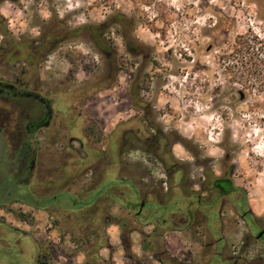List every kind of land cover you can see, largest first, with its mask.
<instances>
[{
  "label": "rangeland",
  "instance_id": "1",
  "mask_svg": "<svg viewBox=\"0 0 264 264\" xmlns=\"http://www.w3.org/2000/svg\"><path fill=\"white\" fill-rule=\"evenodd\" d=\"M1 13L15 24V33L30 31L31 35L39 32L34 21L53 27L62 21L74 29L101 25L118 14L127 20L111 22L106 28L105 38L110 42L106 53L101 54L90 43V34H82L54 53L42 75L47 91L72 93L79 102L76 113L84 115L89 128L97 126L96 134L47 133L49 142L42 146V161L52 165L54 178H60V172L55 174L54 169L65 167V163L66 178H70V166L75 165V178L57 188L45 189L39 180L30 185L26 174L18 180L13 176L15 169L20 170L14 160L11 169H15L0 185V203L20 199L33 202L31 188L38 195L55 193L60 200L68 196L62 192L81 193L86 185L93 184L91 177L96 178L102 170H88L95 161L87 156V171L79 176L83 149L102 139L103 143L96 146L114 144L117 153H121L123 132L114 129L119 123L128 122L130 129H140L142 135L154 126L160 127L169 135L173 153L180 160L203 156L219 163L228 155L235 162L237 185L246 189L254 214L264 220V73L242 68V59L234 53L238 36L250 33L264 39V0H16L4 3ZM33 15L39 18L34 20ZM122 27L130 28V36L149 47V60L143 63L149 88L143 96L152 106L139 114L131 106L129 91L142 58L126 50ZM3 29L6 31L5 24ZM110 69L115 71L112 78L108 77ZM106 82L103 90L96 88ZM73 140L76 142L70 143ZM45 141L46 134L42 133L38 143ZM136 150L121 157L125 166L122 173L129 177L141 172L154 179L165 175L156 160ZM6 170L7 165L0 162V171ZM50 195L45 204L54 198ZM10 206L12 212H1L0 217L27 234L21 238L23 249L17 256L18 247L13 242L18 234L5 229L9 238L6 242L11 244L7 243L6 248L0 245V264H40L45 255L57 264H87L82 250L90 248L72 239V234H82L84 225L63 211L67 208L64 201L59 213L20 203ZM109 211L111 217L119 219L123 208L115 204ZM16 214H24L25 222ZM113 221L106 227L112 247L99 252L101 258L108 260L105 264H158L150 258L152 251L145 248L149 244L145 236L152 231L150 223L123 244L119 221ZM187 230L166 235L170 254L188 259L201 252L212 253L195 244L193 233ZM201 230L197 228V237ZM240 237L241 234L234 238L239 241Z\"/></svg>",
  "mask_w": 264,
  "mask_h": 264
},
{
  "label": "flooded vegetation",
  "instance_id": "2",
  "mask_svg": "<svg viewBox=\"0 0 264 264\" xmlns=\"http://www.w3.org/2000/svg\"><path fill=\"white\" fill-rule=\"evenodd\" d=\"M8 1L14 3L16 0H0V162L7 165L6 171H0V185L7 180L10 170L15 169H11L15 160L20 168L13 171L17 180L26 174L30 185L39 180V184L48 189L46 181L55 179L57 186H64L68 184V179L75 178L76 167L71 164L70 178H66L68 164L65 163V167L54 169L55 174L60 172V178L52 177V165L41 158L42 146L49 142L47 133L88 131L89 124L82 113H76V103L79 102L72 97L73 94L47 91L42 75L47 64L52 63L50 59L54 53L82 34H90V43L101 54L106 53V46L110 44L105 38L107 30L96 34L89 28L82 31L68 28L62 21L54 27L34 21L33 25H38L39 29L36 35H31L30 31L15 33L12 29L15 24L1 13L3 4ZM38 18V15H33L34 20ZM122 28L126 50L136 58H142L129 91L131 106L139 114L147 112L152 106L143 96L149 88L148 74L143 66L149 60L146 51L149 47L134 40L129 34L130 28ZM108 73V77L112 78L115 71L110 69ZM107 84L101 83L96 88L103 90ZM79 119L83 122L79 123ZM127 123H119L114 129L123 132L124 148L120 149V158L135 148L136 151L142 150L148 158L156 160L163 167L165 175L154 179L141 172L129 177L122 174V179L130 182H126V185H131L128 191L127 188L119 191L124 201L118 224L122 243L126 244L130 235L150 223L152 231L145 236V240L153 248L150 258L158 264H264V220L254 214L246 189L237 185L235 162L228 155L219 163L203 156H188L180 160L173 153L174 146L169 135L160 127L154 126L142 135L140 129H130ZM42 133L46 134V141L40 145L38 138ZM183 147L188 151L185 143ZM91 181L94 182V177H91ZM127 195L136 197V208H128L130 201L125 197ZM19 203L29 206L15 200L0 203V210H8L10 205ZM197 228H202L199 237ZM5 229L14 232V228L0 217V245L4 248L10 242H6L9 238ZM185 229L193 233L191 237L195 244L212 253L201 252L188 259L170 254L164 242L165 233L183 232ZM239 234L241 237L238 241L234 237H239ZM24 236L18 233L13 242L18 247L17 256L23 249L21 238ZM124 251H127V247ZM96 256L91 251L86 263L89 264V259L93 260L90 264H105L108 261Z\"/></svg>",
  "mask_w": 264,
  "mask_h": 264
},
{
  "label": "trees",
  "instance_id": "3",
  "mask_svg": "<svg viewBox=\"0 0 264 264\" xmlns=\"http://www.w3.org/2000/svg\"><path fill=\"white\" fill-rule=\"evenodd\" d=\"M117 20H127V17L122 14L114 15L108 19V21L102 23L101 25H89L80 27L78 31H82L83 29H93L96 31V34H100L104 29L108 28L111 25V22ZM236 55L242 59V68L250 71H257L264 73V39H260L258 36H254L250 33L246 35H241L236 38L235 41V52ZM97 130V126L89 128V132L96 134L94 132ZM111 137V136H110ZM98 143L102 144V139H97ZM98 143L94 141V146H85L83 149V161H79V176L83 175L87 170V162L85 159L87 156L93 157L95 164L92 165L88 170H92L94 173L96 170L102 169L101 173L94 178L93 184L86 185L81 193L74 192H62L66 193L68 196L65 199H61L65 202L66 212H70L69 218H77V220L84 225L81 229L82 234H72V239L74 242H81V246L84 248H90V251H86L83 249L82 251L89 258V254L92 253L97 255V259H101L99 256V252L102 249L110 248V240L106 236V227L109 223L118 222L119 219L113 218L110 215V209L113 205L119 204L120 206H124V201L120 198L119 191L124 188L128 191V188H131V185L128 180L122 179V170L124 169V163L120 158V152L114 149V144L106 145L105 148L96 146ZM7 157H12L11 154H5ZM91 172V173H92ZM70 182L69 180H67ZM33 187V186H32ZM46 187L57 188V182L55 179L46 183ZM53 194H44L38 195L33 192L31 189V195L33 202L22 200L21 201L29 204L30 206L46 210L50 213H59V209L61 208L60 203L62 202L59 198H55L56 195ZM50 195L51 197L54 195V198H50L49 203L45 204L44 200H46ZM127 197L130 204L128 208H136V197L135 196H125ZM6 202V201H5ZM130 206V207H129ZM52 208V210H49ZM56 209V210H55ZM54 211V212H52ZM56 211V212H55ZM120 222V221H119ZM118 222V223H119ZM56 224H59V220H57ZM120 224V223H119ZM89 227V232L86 229ZM149 243V242H148ZM146 250L152 251L153 248L149 243L145 246ZM92 249V250H91ZM92 259V258H91ZM89 264L91 261L89 259Z\"/></svg>",
  "mask_w": 264,
  "mask_h": 264
},
{
  "label": "crops",
  "instance_id": "4",
  "mask_svg": "<svg viewBox=\"0 0 264 264\" xmlns=\"http://www.w3.org/2000/svg\"><path fill=\"white\" fill-rule=\"evenodd\" d=\"M77 131H80V130H77ZM13 206H14V205H13ZM9 210L12 212L11 207H10V209H8V210H0V213H1V212H3V213H4V212H7V211H9ZM43 211H44V212H48V211H46V210H43ZM49 213H50V212H49ZM16 215H17L18 218H20V220H21V218L23 219L22 222H25L26 216H25L24 214H16ZM2 216H4V215H2ZM3 218H4V217H3ZM4 219H5V218H4ZM4 219H3V220H4ZM4 221H5V220H4ZM5 222H6L9 226H12V225H10L7 221H5ZM13 231H14L16 234H18V233H22V235L27 234V233H24V232H22V231H20V230H18V229H14ZM168 233H171V232H166V233H165V236H164V238H165V241H164V242H165V246H166V248L168 247V244H167V241H166V235H167ZM110 245H111V243H110ZM111 247H112V245H111ZM111 247H110V248H111ZM110 248H105V249H110ZM38 250H39V248H38ZM167 251L169 252L168 249H167Z\"/></svg>",
  "mask_w": 264,
  "mask_h": 264
},
{
  "label": "built area",
  "instance_id": "5",
  "mask_svg": "<svg viewBox=\"0 0 264 264\" xmlns=\"http://www.w3.org/2000/svg\"><path fill=\"white\" fill-rule=\"evenodd\" d=\"M47 257H48V255H45V256L42 258V260L44 259V260L42 261V264L45 263V262H46L47 264H57L56 262H54L53 260H51L50 257H48V258H47ZM59 264H61V263H59Z\"/></svg>",
  "mask_w": 264,
  "mask_h": 264
}]
</instances>
